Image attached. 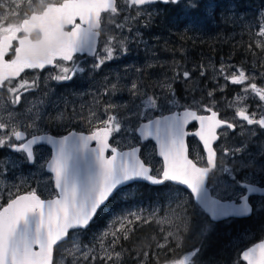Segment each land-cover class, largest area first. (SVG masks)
<instances>
[{
	"label": "snow or ice",
	"instance_id": "snow-or-ice-1",
	"mask_svg": "<svg viewBox=\"0 0 264 264\" xmlns=\"http://www.w3.org/2000/svg\"><path fill=\"white\" fill-rule=\"evenodd\" d=\"M159 2L179 4L181 0H0V111L8 116L7 120L0 119V148L22 153L26 163L37 164L34 146L51 145L50 158L39 164L33 178L44 181L47 173L54 195L42 199L37 190L40 183L24 193L16 184L0 193V201L7 198L6 203H0V264H127L126 257L131 258L133 253L123 242L130 241L141 225L153 222L170 223L175 230L167 231L158 240L153 237L154 245L149 243L136 250L133 264H199L203 245L186 246L190 235L207 237L218 223L264 213V151L253 154L245 145L225 147L218 143L229 132L240 130L243 135L248 126L264 129V72H255L254 66L220 64L213 79L219 76L240 86L225 106L220 105L217 91L223 92L226 85H220L218 80L215 87L203 93L192 84L188 91L197 94L192 95L186 107L182 106L176 99L175 84L191 83L193 72L173 61L171 75L154 85L161 90L160 95H149L135 81L131 82L130 92L133 97H142L141 103L147 109L167 104L183 107L180 113L161 115L129 129L125 123L144 114L130 111L122 120L116 114L120 106L108 103L102 117L92 109L81 117L91 127L87 135L70 132L57 138L29 131L39 128L45 119L61 124L73 117L62 112L46 117L39 110L34 112L35 106L24 110L25 94L40 87V77L27 79L22 75L26 70L51 67L55 74H50L49 79L69 81L85 71L75 66L74 56L81 52L93 55L92 69H100L126 53L129 36L124 33L139 36L133 23L150 19V7ZM187 6L199 7L198 0H189ZM101 36L102 52L97 50ZM255 37L260 40L248 45L253 57L255 48L264 53V13L257 22ZM69 62H73L72 67ZM207 67L199 65L200 77L207 78ZM260 67L264 68V56ZM111 88L115 90L117 85ZM221 107L233 109L231 118ZM190 122H198V130L191 134L202 142L200 153L193 158H189L190 149L185 143L190 134L185 127ZM122 131H138L142 141L154 139L163 160L160 168L151 165L142 144L130 145L128 151L113 146L110 139ZM92 142L95 147L90 146ZM3 171L6 175L7 166ZM141 181L163 187L175 182L184 186L189 200L178 203L160 220L155 219V211L144 215L129 209L94 235L93 242L84 244L77 234L86 231L117 194L132 199L130 188ZM210 184L215 186L211 190ZM179 191L178 187L170 189V194ZM68 244L71 248L66 247ZM242 260L264 264V239L242 250Z\"/></svg>",
	"mask_w": 264,
	"mask_h": 264
},
{
	"label": "rangeland",
	"instance_id": "rangeland-1",
	"mask_svg": "<svg viewBox=\"0 0 264 264\" xmlns=\"http://www.w3.org/2000/svg\"><path fill=\"white\" fill-rule=\"evenodd\" d=\"M189 0H182L178 4V9L186 11L188 8ZM201 5L204 6V13L207 15L215 14L216 21L214 25L217 29V35L223 40L237 38V43H256L260 40L259 37H255L256 25L260 20L261 13H264V0L262 2L258 0H200ZM242 8V10H241ZM152 16L150 19H154L157 16V8L150 7ZM142 20V19H141ZM136 24L133 23L132 27L139 30V36L135 32L129 34L125 32V35L129 36V42L127 51L124 54L117 56L115 59L106 62L100 69L93 70L92 64L95 63L94 56H85L78 55L74 57L75 66L83 67L84 72H78L72 80L57 82L49 79L50 74H55L52 68H46L43 71L32 70L25 72V78L31 79L34 76L40 77V87L34 89L31 94H25L26 99L24 101L26 110L29 107H33V111L39 110L40 113L44 114L46 117L56 116L59 113H64L65 116L73 117L70 121L65 120L61 124L54 122H49L45 119L40 123L39 128L30 129V132H44L48 131L53 134H62L68 130H77L82 132H90L91 127L81 119L82 116H87L89 110H95L98 116H103V108L108 103H114L120 107L116 110V114L124 120L125 117L129 116L130 111L142 112L144 115L137 118L132 117L131 123H125L126 128L137 127L140 122L144 120L151 119L155 116H159L165 113L179 111L183 107H173L172 105H163L159 109H147L141 103L142 97H133L130 92L131 82L135 81L138 85L142 84V91H146L149 95L156 94L160 95L161 90L158 87H154L159 81L163 80L165 76L171 75V67L173 61H179L183 68H186L193 72V81L189 84L184 82H178L180 87V92L176 90V99L184 107L191 102L192 95L197 93H189L188 88L192 84L199 86V92L203 93L206 90H209L212 87L216 86V81H219V84L224 86L228 85L222 77L217 76L213 79V74L219 69L220 64L223 63H232L240 65L243 63L246 67H253L255 72H258L260 67V62L264 53L261 52L259 48H255L256 53L255 57L250 53L251 58L244 57L242 59H237L236 61L228 60V58L222 56H209L204 55L203 50L199 53V61L194 60L187 61L181 60L177 54L172 53L168 48L169 44V33L170 31L167 28H171L170 20H173L172 17H162L159 20V28L157 29L158 33L155 32L152 28L153 24L150 22L143 21ZM147 24V26H145ZM157 25V24H155ZM186 28L187 26L184 25ZM192 32L191 36L196 37V34L201 32L200 28L190 27ZM103 36L99 41L97 50H103ZM246 44V48L248 49ZM257 52H261V55ZM203 63L207 67V78L200 77L199 75V65ZM152 65V67H148ZM69 67L73 66V62L68 63ZM188 67V68H187ZM140 69V71H137ZM264 72V68H261ZM112 84H116L117 88L113 90L111 88ZM225 86V87H226ZM224 87V90H225ZM233 94L225 98L223 92L217 91V99L220 102L221 106H225L226 102L232 101L236 94L240 91V86L232 85ZM223 90V91H224ZM106 91L109 94H105ZM221 111H226L228 115H232L233 109H227L226 107H221ZM0 119L7 120L8 116L6 112L0 111ZM254 128L248 126L244 129L243 135L240 130H237L235 134L230 136V139L225 138V142L229 144V147H240L241 145L247 146L248 152L252 150L253 154L258 153L264 150V143L260 139L254 140V135L250 134ZM232 134L231 132H229ZM188 146L190 149V157L193 158L200 153V144L199 142L192 137L189 141L187 139ZM110 143L113 146H118L120 149L128 148L130 145H143V152L145 157L150 160L151 165L159 169L162 162L160 158L156 156L155 146L152 141L140 142L139 136L136 132H121L120 134H115ZM50 156V148L43 146L41 149V154L38 158V163L34 164L33 169L28 168L26 173H21L16 170L17 165L20 163L13 164L11 163L7 175H11V181L13 179H18V185L20 183L27 182L28 184L35 180L37 183H40V190L50 197H53L52 183L48 179V174L45 173L44 181H39L38 179L33 178V174L37 173V168L40 163H43L45 159H48ZM255 170V169H254ZM29 175L30 178H27ZM38 175V174H37ZM5 179V178H4ZM7 180V179H5ZM48 185V188L45 190L44 185ZM37 187V185H35ZM214 186V185H213ZM215 187V186H214ZM134 188H130V191ZM124 192H128L129 189H124ZM132 192V191H131ZM164 198L172 197V202L161 203L156 202L154 204H139V202H134L133 198L128 199L117 194L114 197V201L118 202L116 208L105 206L103 210L99 213L98 217L94 220V224L98 227L96 234H90V238L93 240L94 235H98L110 225V222L117 216L127 214L130 210L140 211L144 215H148L152 211L156 212V220H160L163 217L169 215L170 209H175L178 203L187 201V197L184 194L179 192H171L170 189H165ZM258 214V212H256ZM259 223V222H258ZM151 225L156 227L158 233L157 240L161 235L166 234L167 231H174V225L170 223L157 224L153 222ZM261 224H256L255 227L247 226L239 232L231 234L228 240V243L224 240L211 242L209 246L214 248V251L217 257H227L230 258L232 262L239 261L240 251L250 245L253 242V238L256 236V228ZM151 226V227H153ZM260 228V227H259ZM161 229L164 232H161ZM216 232L215 229H213ZM211 231V232H213ZM201 239L200 236H191L190 241L197 243ZM155 242L153 240H147ZM142 242L131 246L132 248L141 247ZM218 252V253H217ZM215 260H212L214 263ZM220 263L227 264L225 260L220 259Z\"/></svg>",
	"mask_w": 264,
	"mask_h": 264
},
{
	"label": "trees",
	"instance_id": "trees-1",
	"mask_svg": "<svg viewBox=\"0 0 264 264\" xmlns=\"http://www.w3.org/2000/svg\"><path fill=\"white\" fill-rule=\"evenodd\" d=\"M262 2L263 0H258ZM199 3V7L197 8H188L186 11L180 10L176 8V4H170V7L163 8L164 12L161 14L163 16H167L168 14H172L173 20L170 24L171 28H169V38L171 40V45L169 46V50L172 53L178 55L179 58L183 61L194 60L196 62L199 61L198 55L203 50L204 55H209L213 57L222 56L228 58V60L236 61L237 59H242L244 57H249L250 52L245 47L246 44L242 41V43H237V38L226 39L223 40L221 37L217 35V29L214 25V21H216L215 14L207 15L204 13V6ZM242 10V8H241ZM217 22V21H216ZM184 25L187 27L185 28ZM190 27L200 28V33L196 34V37H192V32L190 31ZM168 29V28H167ZM261 55V52H257ZM188 68V67H187ZM258 72H262L261 67L258 68ZM175 88L177 92H180L179 84H175ZM232 86L227 85L225 90L223 91V96H231L233 94ZM221 96V95H220ZM178 186L169 184L168 187L163 186H153L146 183H135L131 186L134 188L132 193H134L133 200L134 202H139V204H154L156 202L168 203L172 202V197L164 198L165 189H175ZM180 191L187 197V201L189 200V194L183 188L178 187ZM194 203V201H193ZM109 207L116 208L118 206V202L114 201V198L110 199L108 202ZM189 211L191 212V206H189ZM258 216L256 212L253 213L251 218H233L230 221L224 223H218L217 228L214 229L216 232H210L207 237L201 238L199 241L207 242L210 240L218 239L222 240L220 234L228 238L230 234L239 232V230H243L248 225L252 228L259 224ZM225 224L226 226L220 228ZM261 226V225H260ZM262 230V229H261ZM256 236L253 238L254 240L260 239L264 236V230L256 231ZM156 228L151 227L150 225H141L135 232V235L130 241H127V244L131 242H142L147 240H153V237L157 238ZM191 239V235L187 240ZM126 242V241H124ZM132 244V247L134 246ZM206 244H204V247ZM134 249V248H133Z\"/></svg>",
	"mask_w": 264,
	"mask_h": 264
},
{
	"label": "flooded vegetation",
	"instance_id": "flooded-vegetation-1",
	"mask_svg": "<svg viewBox=\"0 0 264 264\" xmlns=\"http://www.w3.org/2000/svg\"><path fill=\"white\" fill-rule=\"evenodd\" d=\"M198 2H200V0H198ZM201 4V2H200ZM170 4H164L162 2H159V3H156V4H153L151 7L152 8H157V16L154 17V19H144L145 22H150L151 24H153L152 28L153 29H158L159 28V20L162 19L163 15L161 14L160 11H158V8L159 7H169ZM143 21V19L141 20V22ZM157 24V25H155ZM102 37V36H101ZM101 37L99 38V41L101 39ZM99 44V43H98ZM78 56V55H77ZM27 71H32V70H26ZM220 97V96H219ZM230 97V96H229ZM232 115H228L229 118H231ZM195 127V124L192 123V127L191 128H194ZM252 128H254L252 130V132L256 133V135L254 136V140H257V139H260L261 141H263L264 143V129H260L258 126H250ZM48 131H44V132H36L35 134H42V133H47ZM50 133V132H48ZM233 134H230L229 133V137L227 139H230V136H232ZM192 139V137H189L188 140L190 141ZM218 143H222L225 147H229V144L227 142H225V139L219 141ZM44 145L43 144H40L38 146H34V151L37 152V159L39 158V155L41 154V149ZM201 147V145H200ZM264 151V150H263ZM250 153H253L252 150L250 151ZM13 163V164H17V163H20V165H17L16 167V170H18L19 172L21 173H26L27 172V169L28 168H31L33 169L34 167V164H30V163H26L25 162V159H24V154L22 153H19V152H14L8 148H0V193L4 192L5 189H13V185L16 184L18 185V179H13L11 181V175H5L4 174V169L5 167L7 166V172L9 171V167L11 166L10 164ZM251 170H254V169H251ZM7 180H5V179ZM27 178H30L29 175ZM221 179H227V177H224L222 176ZM26 184L24 183H20V192L21 193H24V192H27L29 191L31 188H37L35 185H37L38 183L35 181V180H32L29 184L27 182H25ZM209 188L210 190L212 188H214L213 185H209ZM38 190V194H41V198L42 199H45V198H50L49 195H46L44 194L39 188L37 189ZM54 196V195H53ZM6 196L4 198V200L0 201V203H6ZM256 200L258 201L259 200V197H256ZM258 221L259 223L261 224V226H259L258 228H256L258 231H262L264 230V213H260L259 212V217H258ZM226 225H222L220 226V228H223L225 227ZM95 229L94 226H91L89 227L86 231H82V232H79L77 235L79 237V239L84 243V244H88L90 242H93V240L89 239L88 236H89V232L91 231V229ZM217 228V226H216ZM262 229V230H261ZM94 232V231H93ZM234 234V233H232ZM231 236V234L229 235V237ZM220 237H222V240H224L225 242L228 243V238H225V236H223L222 234H220ZM215 241H219L218 239H214V240H210L207 241V242H204V241H198L197 243H193L191 242L190 240H187L185 241V244L186 246L190 247L191 245L193 244H196V245H200L202 244L203 245V250H202V253H201V256H200V261H199V264H223V263H220V259L221 260H225L227 262V264H234V262H232L230 260V258H227V257H217V256H214V255H217L214 251V248L212 246H209V244L211 242H215ZM162 242V241H161ZM134 242H132L133 244ZM138 243H141V242H135L134 245L138 244ZM149 243H154L155 242H152V241H142V245L141 247H147V245ZM131 244V245H132ZM204 244H206V246L204 247ZM66 247H69L71 248V244H68L66 245ZM137 249H134L132 248V257L131 258H128L126 257V260H127V264H133V261H134V252L136 250H138L140 247H136ZM154 250V249H153ZM63 251V249L61 250ZM178 252L181 251V250H177ZM218 253V252H217ZM58 258V257H57ZM68 259L70 260L71 257H68ZM212 260H215L214 263H212ZM239 261L241 264H245V262L242 260V258L239 257ZM161 262H163V256L161 257ZM154 264V262H153Z\"/></svg>",
	"mask_w": 264,
	"mask_h": 264
},
{
	"label": "water",
	"instance_id": "water-1",
	"mask_svg": "<svg viewBox=\"0 0 264 264\" xmlns=\"http://www.w3.org/2000/svg\"><path fill=\"white\" fill-rule=\"evenodd\" d=\"M98 43V42H97ZM76 54H86V55H88V56H93V55H91V54H89L88 52H81V53H76ZM75 54V55H76ZM183 110H180V111H174V112H170V113H165V114H163L164 116H168V115H171L172 113H180V112H182ZM157 117H159V116H155V117H153V118H151V119H156ZM146 123H148V120H146V121H143V122H141L140 124H146ZM191 123V122H190ZM197 123V127L194 129V130H192V131H187V126L189 125H186V127H185V130L187 131V132H189L190 134L188 135V136H193L191 133H194L195 131H197L198 130V128H199V124H198V122H196ZM139 124V125H140ZM138 125V126H139ZM137 126V127H138ZM70 132H76V133H83V134H85V135H87V134H89V132H82V131H75V130H70V131H68V132H66V133H64V134H61V135H53V134H50V133H44V134H47V135H51V136H56L57 138H59V137H61V136H66V135H68ZM136 133L138 134V136L140 137V133L138 132V131H136ZM44 134H39V135H44ZM198 140H199V138L198 137H196ZM140 140L142 141V139L140 138ZM148 140H151L153 143H154V145H155V150H156V155H157V157L158 158H160L161 159V161L163 162V160H162V157H160L159 155H158V152H159V146H158V144L156 143V141L154 140V139H152V138H149ZM142 142H146V141H142ZM185 143H186V145H188L187 144V136L185 137ZM201 144H202V142H200ZM41 144H45V145H47L48 147H50V150H51V153H52V151H53V149H52V146L51 145H48V144H46V143H41ZM90 146L91 147H95V142H92L91 144H90ZM136 146H139V145H136ZM123 151H128L129 150V147L128 148H123L122 149ZM51 153H50V155H51ZM50 158V157H49ZM189 158H191V157H189ZM141 182H144V181H141ZM145 183H147V184H151L150 182H145ZM171 183H173V184H176L175 182H171ZM152 185V184H151ZM177 185V184H176ZM181 187H183L184 188V186H182V185H180ZM264 239V238H263ZM260 242V240L259 241H257V242H255V243H259ZM254 244V243H253ZM253 244H251V245H249L248 247H251ZM248 247H246V248H244L243 250H246ZM240 257L242 258V251H241V253H240ZM245 263L247 264V262L245 261Z\"/></svg>",
	"mask_w": 264,
	"mask_h": 264
}]
</instances>
